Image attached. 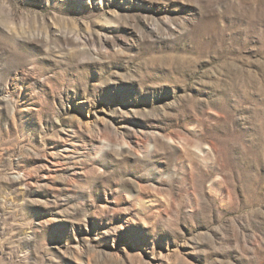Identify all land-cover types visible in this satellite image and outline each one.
<instances>
[{"label":"rangeland","instance_id":"rangeland-1","mask_svg":"<svg viewBox=\"0 0 264 264\" xmlns=\"http://www.w3.org/2000/svg\"><path fill=\"white\" fill-rule=\"evenodd\" d=\"M0 264H264V0H0Z\"/></svg>","mask_w":264,"mask_h":264},{"label":"bare ground","instance_id":"bare-ground-1","mask_svg":"<svg viewBox=\"0 0 264 264\" xmlns=\"http://www.w3.org/2000/svg\"><path fill=\"white\" fill-rule=\"evenodd\" d=\"M42 45H43V43H42Z\"/></svg>","mask_w":264,"mask_h":264}]
</instances>
